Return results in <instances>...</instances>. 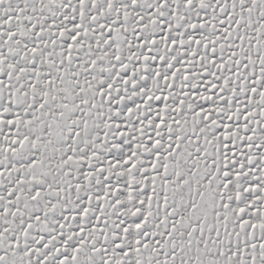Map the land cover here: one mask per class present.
Wrapping results in <instances>:
<instances>
[{
    "label": "snow or ice",
    "instance_id": "obj_1",
    "mask_svg": "<svg viewBox=\"0 0 264 264\" xmlns=\"http://www.w3.org/2000/svg\"><path fill=\"white\" fill-rule=\"evenodd\" d=\"M0 264H264V0H0Z\"/></svg>",
    "mask_w": 264,
    "mask_h": 264
}]
</instances>
